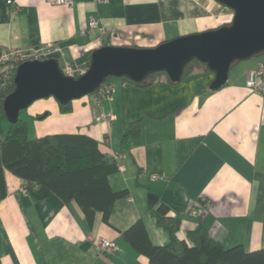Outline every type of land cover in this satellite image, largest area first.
<instances>
[{
    "label": "crops",
    "instance_id": "crops-1",
    "mask_svg": "<svg viewBox=\"0 0 264 264\" xmlns=\"http://www.w3.org/2000/svg\"><path fill=\"white\" fill-rule=\"evenodd\" d=\"M97 29L82 34L89 20ZM233 11L215 0H76L73 8L47 0H0V52L55 44L60 68H87L91 53L107 44L153 48L169 40L226 26ZM108 33L99 40V30ZM264 65L254 56L233 65L227 82L195 66L179 83L155 74L145 87L111 78L107 101L91 94L61 113L48 98L27 113L28 137L83 134L115 158L111 190L125 191L113 203L107 222L96 212L92 223L74 202L52 195L36 201L21 192L23 182L4 172L0 201V264H148L121 238L141 221L150 243L168 246L203 228L225 249L264 248V94L246 88V75ZM46 114L41 121L35 117ZM104 115L97 121L96 117ZM112 116V119L109 118ZM137 136L124 143L130 123ZM4 128L6 125H4ZM158 197L149 208L147 196ZM165 208V212L158 208ZM178 222L171 234L158 218ZM98 239L115 249L99 252Z\"/></svg>",
    "mask_w": 264,
    "mask_h": 264
},
{
    "label": "trees",
    "instance_id": "trees-1",
    "mask_svg": "<svg viewBox=\"0 0 264 264\" xmlns=\"http://www.w3.org/2000/svg\"><path fill=\"white\" fill-rule=\"evenodd\" d=\"M195 66H203L209 71L204 64L193 60L185 66L182 79ZM110 79L107 78L99 90L105 88ZM13 80L7 89L0 90V201L6 196L4 172L7 171L23 182V189L34 200L41 201L54 195L64 203L74 201L89 223L96 212H100L103 221L107 222L115 200L126 194L125 191L111 190L108 183V176L119 169L117 160L102 153L99 143L87 135L54 134L30 139L28 123L20 118V114L17 122L10 124L3 112V100L13 91ZM132 84L137 87L147 85L146 82ZM59 109L61 113H68L71 102L59 104ZM138 126L139 121L128 125L122 143L137 136ZM147 203L152 208L158 203V197L149 193ZM158 211L162 213L166 209L159 207ZM158 223L168 226L171 234L178 226V222L171 218L159 217ZM121 238L136 253L145 256L148 264H264V248L246 252L242 245H237L225 249L203 228L189 233L191 246L181 240L168 246L152 245L140 220L122 232Z\"/></svg>",
    "mask_w": 264,
    "mask_h": 264
},
{
    "label": "water",
    "instance_id": "water-1",
    "mask_svg": "<svg viewBox=\"0 0 264 264\" xmlns=\"http://www.w3.org/2000/svg\"><path fill=\"white\" fill-rule=\"evenodd\" d=\"M215 1L233 11L229 25L181 36L153 48L102 46L91 53L86 72L77 78L64 74L57 52L42 61L20 64L14 75V89L3 100L6 120L17 122L20 112L39 99L52 97L66 105L91 95L107 78L142 83L152 74L164 72L176 84L193 60L213 73L210 90L219 89L235 63L264 53V0Z\"/></svg>",
    "mask_w": 264,
    "mask_h": 264
},
{
    "label": "built area",
    "instance_id": "built-area-1",
    "mask_svg": "<svg viewBox=\"0 0 264 264\" xmlns=\"http://www.w3.org/2000/svg\"><path fill=\"white\" fill-rule=\"evenodd\" d=\"M52 5L64 6L66 8H73L76 0H47ZM97 20L96 18H91L88 23V27L85 31H82V34H86L91 30L97 29ZM108 33L106 30H99V40H104L107 38ZM110 45V44H107ZM59 53L60 49L55 44H46L39 47H31L27 49L20 48H11L6 51L0 52V90H5L11 84V81L14 78L16 68L25 62L31 61H42L47 58L48 55L52 53ZM87 68H74L73 66L67 65L62 68V71L65 75L68 76H80L86 72ZM246 88L252 92L258 94H264V65L259 66L255 70H250L246 75ZM100 89V88H99ZM98 89V90H99ZM97 90V91H98ZM96 91V92H97ZM98 98L111 101L110 94L111 88L106 85L105 88L98 91ZM104 115L100 114L96 117V120L104 119ZM112 119V116H109ZM21 192L27 194L25 189H21ZM95 248L99 252H111L115 249V244L111 241L98 239L95 242Z\"/></svg>",
    "mask_w": 264,
    "mask_h": 264
},
{
    "label": "rangeland",
    "instance_id": "rangeland-1",
    "mask_svg": "<svg viewBox=\"0 0 264 264\" xmlns=\"http://www.w3.org/2000/svg\"><path fill=\"white\" fill-rule=\"evenodd\" d=\"M49 98H52V97H49ZM48 99V98H47ZM44 100H46V99H39V100H37V101H35V102H33L27 109H25V110H22L21 112H20V118L21 119H24V120H29L30 121V119L27 117V113H28V111L30 110H32L33 108H34V106H38V105H41V102L42 101H44ZM54 100V99H53ZM56 101V100H55ZM57 102V101H56ZM58 103V102H57ZM38 115H41V112H40V114H38ZM37 120H39V121H41V119H37ZM31 121H30V125H31ZM31 127V131H32V125L30 126Z\"/></svg>",
    "mask_w": 264,
    "mask_h": 264
}]
</instances>
